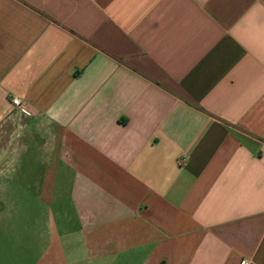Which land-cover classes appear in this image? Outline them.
Instances as JSON below:
<instances>
[{"label":"crops","instance_id":"crops-1","mask_svg":"<svg viewBox=\"0 0 264 264\" xmlns=\"http://www.w3.org/2000/svg\"><path fill=\"white\" fill-rule=\"evenodd\" d=\"M0 201L44 264H264V0H0Z\"/></svg>","mask_w":264,"mask_h":264},{"label":"rangeland","instance_id":"rangeland-1","mask_svg":"<svg viewBox=\"0 0 264 264\" xmlns=\"http://www.w3.org/2000/svg\"><path fill=\"white\" fill-rule=\"evenodd\" d=\"M25 210L26 216H9L6 205L0 201V264H44L40 261L45 256L48 241L41 236L48 233L43 230L48 226L47 215L42 211L35 213L32 206Z\"/></svg>","mask_w":264,"mask_h":264},{"label":"built area","instance_id":"built-area-1","mask_svg":"<svg viewBox=\"0 0 264 264\" xmlns=\"http://www.w3.org/2000/svg\"><path fill=\"white\" fill-rule=\"evenodd\" d=\"M12 103H13V105H14L15 107L21 108V111H22L23 113H26V110L22 108V103H21V101H20L19 99H13V100H12ZM241 262H242V261H241ZM240 264H252V263L248 262L247 260H243V262L240 263Z\"/></svg>","mask_w":264,"mask_h":264}]
</instances>
